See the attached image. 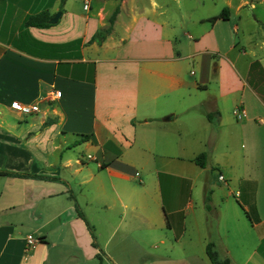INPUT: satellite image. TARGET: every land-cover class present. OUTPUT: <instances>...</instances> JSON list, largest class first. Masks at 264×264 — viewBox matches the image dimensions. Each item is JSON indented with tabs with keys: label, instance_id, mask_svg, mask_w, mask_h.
<instances>
[{
	"label": "crops",
	"instance_id": "obj_1",
	"mask_svg": "<svg viewBox=\"0 0 264 264\" xmlns=\"http://www.w3.org/2000/svg\"><path fill=\"white\" fill-rule=\"evenodd\" d=\"M75 1L0 0V264H264V0Z\"/></svg>",
	"mask_w": 264,
	"mask_h": 264
},
{
	"label": "trees",
	"instance_id": "obj_2",
	"mask_svg": "<svg viewBox=\"0 0 264 264\" xmlns=\"http://www.w3.org/2000/svg\"><path fill=\"white\" fill-rule=\"evenodd\" d=\"M118 13V8H116L113 13L110 15L109 19H108V25L105 27H100L96 30V32L92 35L91 39L89 40V42H96V43H101L102 41H104V39L106 38V36L111 32L112 30V26L113 23L115 21L116 18V14ZM50 18L51 15L47 12V11H42L33 15L28 16V18L26 19L24 25L26 27L28 26H34V27H39V28H44V27H49L52 25V23L50 22ZM194 162L201 166L204 167L205 166V162H206V154L205 153H201L199 154L195 159ZM0 175H25L24 173H17V172H10V171H6V170H0ZM246 215L248 216V214L246 213ZM207 253L208 256L210 257V259L215 262V257L214 254L211 250V246L208 245L207 248Z\"/></svg>",
	"mask_w": 264,
	"mask_h": 264
},
{
	"label": "built area",
	"instance_id": "obj_3",
	"mask_svg": "<svg viewBox=\"0 0 264 264\" xmlns=\"http://www.w3.org/2000/svg\"><path fill=\"white\" fill-rule=\"evenodd\" d=\"M89 3L90 0H84V9H88L89 8ZM61 92L59 90H54L50 92V99L54 100L58 97H60ZM9 107L12 111L20 113V114H31V113H35L39 110V106L37 102H33V103H23V102H19V101H12L9 104ZM234 115L238 118L241 119L244 116V110H240V109H235L233 111ZM220 180L224 181V177L222 174H219L218 177ZM34 241V238L32 235H28L27 236V247L30 246V244H32Z\"/></svg>",
	"mask_w": 264,
	"mask_h": 264
},
{
	"label": "rangeland",
	"instance_id": "obj_4",
	"mask_svg": "<svg viewBox=\"0 0 264 264\" xmlns=\"http://www.w3.org/2000/svg\"><path fill=\"white\" fill-rule=\"evenodd\" d=\"M184 1H192V0H184ZM206 2H212V0H205ZM213 1H216V3H218L220 0H213ZM218 1V2H217ZM257 1H259V0H257ZM78 3H81V0H76L75 1V4H76V6H77V8H79L80 10H79V12L80 13H84V11H82L81 10V4L80 5H78ZM212 4V3H211ZM208 6V4L206 5V7ZM246 12H248V8L246 7V8H244L243 10H242V13H246ZM254 12L255 13H257L258 15H260L262 18H264V5H258V7H257V9L256 10H254ZM247 27V26H246ZM241 151V150H240ZM240 156H241V154H240ZM253 161H256V163H258V162H260V163H262V162H264V153H261V152H258V153H256L255 154V156H254V158L252 159ZM195 170H199L197 167H195V166H193V165H191ZM187 174H190V175H192V173L191 172H188ZM220 185L221 186H223V189H221L222 191H219L220 193L222 192L223 194H225L226 193V191L228 190V187L227 186H224L222 183H220ZM192 190H193V193L194 194H196L197 192L198 193H200L201 192V190H199L198 191V188H196V186H195V188H192ZM240 218H241V220L245 223V224H247L248 225V221H247V219H246V217L244 216V213H243V210L241 209V207H240ZM32 235V234H31ZM33 236V235H32ZM211 246V245H210ZM213 250V249H212ZM214 251V250H213Z\"/></svg>",
	"mask_w": 264,
	"mask_h": 264
},
{
	"label": "water",
	"instance_id": "obj_5",
	"mask_svg": "<svg viewBox=\"0 0 264 264\" xmlns=\"http://www.w3.org/2000/svg\"><path fill=\"white\" fill-rule=\"evenodd\" d=\"M60 15H61V11H58V12H56L55 14H54V16L51 18V22L52 23H55L57 20H58V18L60 17Z\"/></svg>",
	"mask_w": 264,
	"mask_h": 264
}]
</instances>
